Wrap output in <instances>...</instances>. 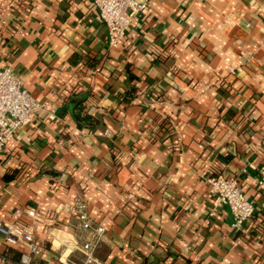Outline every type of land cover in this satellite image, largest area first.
<instances>
[{"label":"crops","instance_id":"1","mask_svg":"<svg viewBox=\"0 0 264 264\" xmlns=\"http://www.w3.org/2000/svg\"><path fill=\"white\" fill-rule=\"evenodd\" d=\"M0 68L58 117L0 154V221L36 213L31 264H81L77 200L103 264H264V0H149L115 47L91 0H0ZM215 173L255 207L242 233L207 196ZM27 252L0 235L7 264Z\"/></svg>","mask_w":264,"mask_h":264},{"label":"built area","instance_id":"2","mask_svg":"<svg viewBox=\"0 0 264 264\" xmlns=\"http://www.w3.org/2000/svg\"><path fill=\"white\" fill-rule=\"evenodd\" d=\"M91 1L100 21L107 28L109 47L118 46L121 40L127 38L135 19L144 15L149 4V0ZM39 110L46 112L47 121L58 120L54 109L29 94L19 76L9 68H0V154L18 130L33 123ZM206 180L209 185L208 198L214 201V205H225L230 209L233 217L232 229L242 233L253 218L255 207L245 194L239 179L230 174L215 173L209 174ZM256 185L259 192L264 193V169L259 171ZM64 209L78 218L80 230L88 231V239L80 246L83 254L81 264H103L95 257V251L105 234V229L91 222L86 204L80 200ZM14 215L22 217L23 220L0 221V235L6 244H23L27 247L28 252L21 254L19 262L14 264H31L32 256L38 252L34 227L30 222L35 219L36 213L33 210L17 209ZM0 262L12 263L2 253Z\"/></svg>","mask_w":264,"mask_h":264},{"label":"trees","instance_id":"3","mask_svg":"<svg viewBox=\"0 0 264 264\" xmlns=\"http://www.w3.org/2000/svg\"><path fill=\"white\" fill-rule=\"evenodd\" d=\"M125 39L121 40L120 43L125 42ZM136 96H137L136 91L132 89V90H130L128 92H125V93L119 95L118 97H119L120 101L124 102L125 104H130L132 101H134L136 99ZM82 110H84L83 111V115L77 116V118L80 121V123L85 124V123L91 121V119L93 118V116L88 113V110L90 111L89 108L83 107ZM96 119L97 118L95 117L94 118L95 124H97L96 123V121H97Z\"/></svg>","mask_w":264,"mask_h":264},{"label":"water","instance_id":"4","mask_svg":"<svg viewBox=\"0 0 264 264\" xmlns=\"http://www.w3.org/2000/svg\"><path fill=\"white\" fill-rule=\"evenodd\" d=\"M76 100V99H75ZM72 102H75L74 100Z\"/></svg>","mask_w":264,"mask_h":264}]
</instances>
